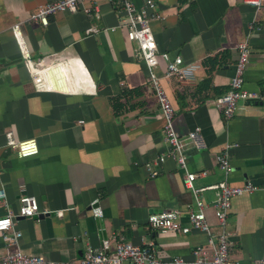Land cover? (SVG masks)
Here are the masks:
<instances>
[{"label": "crops", "instance_id": "crops-1", "mask_svg": "<svg viewBox=\"0 0 264 264\" xmlns=\"http://www.w3.org/2000/svg\"><path fill=\"white\" fill-rule=\"evenodd\" d=\"M48 1L53 0H0V217L17 212L23 195L33 196L43 211L15 219L14 228L21 232L17 246L0 234V255L19 249L52 260L76 259L87 245L106 241L112 249V235L120 232L134 244L153 241L163 258L193 259V250L207 241L204 232L149 230L151 214L179 210L186 225L197 205L183 182L185 170L175 160L166 159L156 175L147 171L157 167L167 145L139 46L120 26L124 13L110 0H84L76 12L49 16L46 25L23 23L25 42L37 59L67 51L80 61L66 63L70 86L63 67L44 72L49 83L66 85L63 91L80 90L88 87L87 76L94 85V92L38 90L10 27ZM145 1L132 0L137 8ZM153 1L160 14L150 23L158 51L196 66L190 85L174 77L161 79L178 136L200 129L204 145L186 141L185 146L187 170L196 174L193 186L223 178L215 157L226 144H233L228 182L264 185V99L240 100L228 119L214 103L229 87L235 45L243 40L250 48L244 87L264 92V5L256 10L243 0ZM211 57L217 63L208 74L204 62ZM163 71L160 59L155 72L162 76ZM114 97L122 105L117 111ZM7 132L16 140L35 138L38 153L19 158L6 143ZM201 195L216 238L219 228L210 207L215 196L212 191ZM225 230L229 260L255 264L264 255V189L231 199Z\"/></svg>", "mask_w": 264, "mask_h": 264}, {"label": "built area", "instance_id": "built-area-1", "mask_svg": "<svg viewBox=\"0 0 264 264\" xmlns=\"http://www.w3.org/2000/svg\"><path fill=\"white\" fill-rule=\"evenodd\" d=\"M84 0H53L39 5L26 19H20L11 25L10 30L17 43L22 60L33 79L35 88L38 90H55L66 93L94 92L93 82L86 76L88 87L80 90L69 89L63 91L46 79L44 72L48 69L69 63L71 59L80 63L78 58L69 52L52 56L47 61L37 59L32 50L27 47L23 33L22 24L28 20L40 22L42 25L48 23V18L58 12H76ZM120 11L124 13L120 20V26L126 29L129 40H134L139 46V58L145 64L150 83L154 89L158 102L159 111L162 116V137L167 145L166 151L162 152L155 163L157 167L147 169L151 175L159 173L160 166L166 159H173L185 170L183 182L189 188L197 205V210H190L188 224L180 222L179 210H167L154 213L149 216L148 225L151 232H179L185 234L193 229L200 230L207 235L205 244L193 250V259H184L181 256L163 258L158 255L156 244L149 241L144 244H134L126 240L124 234L117 232L112 235L113 248L103 241L99 247L87 245L82 257L69 260H52L40 255H28L16 249L12 252H4L0 255V264H239L228 258V233L225 230L226 217L231 206V199L243 194H251L258 189H264V185L259 186L250 181L242 185H231L228 182L232 171L230 161V150L233 144H226L223 149L216 154L217 167L221 170L223 178L214 184L195 188L193 180L195 173L187 170L185 146L186 141L191 142L197 148L204 145L198 127L190 130L185 138L178 136L174 128V108L161 84L162 78L174 77L181 84H192L194 82L193 71L196 66L184 64L180 55L170 56L168 52H159L156 46L150 23L160 19V14L155 10L153 0H146L137 8L132 0H110ZM244 3L253 6L256 10L264 5V0H243ZM85 12H90V8H84ZM237 52L234 63V73L230 79L227 91L215 97L214 103L220 108L225 118H230L236 111L240 100L264 99V92L248 90L244 87V73L249 61L250 48L247 40L237 42L235 45ZM164 61L163 75L159 76L155 68L159 65V60ZM56 80V79H55ZM67 85L70 86L71 79L66 78ZM6 143L15 150L19 158L34 156L38 153V144L35 138L16 140L11 132H7ZM201 174H205L203 170ZM212 191L215 200L211 204L213 215L216 219L219 231L217 237L211 235L210 223L206 216L208 204L202 197V192ZM4 194H0L2 198ZM43 213L38 207L33 196L23 195L19 198L17 212L8 211L5 216L0 217V234L3 239L10 244L17 246L21 237V232L15 230V219L17 217H32ZM255 264H264V255L258 258Z\"/></svg>", "mask_w": 264, "mask_h": 264}, {"label": "trees", "instance_id": "trees-1", "mask_svg": "<svg viewBox=\"0 0 264 264\" xmlns=\"http://www.w3.org/2000/svg\"><path fill=\"white\" fill-rule=\"evenodd\" d=\"M209 63V64H208ZM217 63V59L215 58V57H211V58H209L208 60H206L205 62H204V65H207L208 64V74H210L211 73V70L213 69V67L215 66V64ZM209 78H206L205 80H204V83H207V82H209V80H208ZM126 90H124L123 91V93L125 92ZM111 101H112V104H113V107H114V109L117 111V110H119L120 108H121V104H120V102H119V97H114V98H112L111 99ZM206 101V100H205Z\"/></svg>", "mask_w": 264, "mask_h": 264}, {"label": "bare ground", "instance_id": "bare-ground-1", "mask_svg": "<svg viewBox=\"0 0 264 264\" xmlns=\"http://www.w3.org/2000/svg\"><path fill=\"white\" fill-rule=\"evenodd\" d=\"M60 66H61V67H60ZM62 67H63V69L65 70V74H66L67 77H68V68H67V66H66L65 64L59 65V67L55 66V67H53V68H55V69L58 68L57 70L60 71V70L62 69ZM68 78H69V77H68ZM58 87H60L61 90H64V88L67 87V86H66V85L61 86V85L58 84ZM192 198H193V197H192Z\"/></svg>", "mask_w": 264, "mask_h": 264}, {"label": "water", "instance_id": "water-1", "mask_svg": "<svg viewBox=\"0 0 264 264\" xmlns=\"http://www.w3.org/2000/svg\"><path fill=\"white\" fill-rule=\"evenodd\" d=\"M263 163H264V160H263Z\"/></svg>", "mask_w": 264, "mask_h": 264}]
</instances>
